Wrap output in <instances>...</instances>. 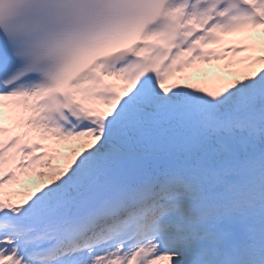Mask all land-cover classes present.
I'll return each mask as SVG.
<instances>
[{
    "label": "snow or ice",
    "instance_id": "snow-or-ice-1",
    "mask_svg": "<svg viewBox=\"0 0 264 264\" xmlns=\"http://www.w3.org/2000/svg\"><path fill=\"white\" fill-rule=\"evenodd\" d=\"M0 264H264V0H0Z\"/></svg>",
    "mask_w": 264,
    "mask_h": 264
},
{
    "label": "bare ground",
    "instance_id": "bare-ground-1",
    "mask_svg": "<svg viewBox=\"0 0 264 264\" xmlns=\"http://www.w3.org/2000/svg\"><path fill=\"white\" fill-rule=\"evenodd\" d=\"M225 39V42L226 43H228V42H236L239 38L238 37H236V36H227V37H225L224 38ZM213 47H215V46H213ZM217 50H219V49H217ZM204 67V66H203ZM215 65H213V66H210V68L211 69H215ZM205 68V67H204ZM205 69H209V68H205ZM195 82V81H194ZM198 82V81H197Z\"/></svg>",
    "mask_w": 264,
    "mask_h": 264
},
{
    "label": "rangeland",
    "instance_id": "rangeland-1",
    "mask_svg": "<svg viewBox=\"0 0 264 264\" xmlns=\"http://www.w3.org/2000/svg\"><path fill=\"white\" fill-rule=\"evenodd\" d=\"M205 68H210V66H204ZM197 82V81H195ZM38 183H41V181L38 179V178H33L29 183H28V186L29 187H32L34 186L35 184H38Z\"/></svg>",
    "mask_w": 264,
    "mask_h": 264
}]
</instances>
